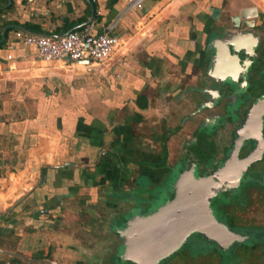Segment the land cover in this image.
I'll return each instance as SVG.
<instances>
[{
	"label": "flooded vegetation",
	"instance_id": "obj_1",
	"mask_svg": "<svg viewBox=\"0 0 264 264\" xmlns=\"http://www.w3.org/2000/svg\"><path fill=\"white\" fill-rule=\"evenodd\" d=\"M256 24L260 29L264 26ZM250 49L238 51L237 59H229L227 65L223 64L221 57L208 64V54H199L181 74L185 85L181 114H168L155 120V129L145 137L150 148L136 146L135 139L125 137V134L120 138L112 136L110 140L117 144L118 153L114 155V144H110L111 148L105 147L97 162H105L103 169L95 170L97 163L86 167L73 166L80 171L82 182V174L85 172L88 177L91 170V178L86 183L87 186L97 185V190L90 187L89 197L83 201L78 199L74 208L77 213L72 214L71 222L75 231L77 225L86 229L83 231H96L92 223L98 220L100 209L107 208L102 232L109 233L106 235L108 244H99L95 251L99 255L108 253L106 259L111 264H134L120 251L124 239L121 228L129 218L144 213L155 204L163 207L177 193H181L187 203L188 199L196 200L193 193L202 191L209 192L207 200L213 216L232 233L229 241L226 238L227 243L221 247L199 231L192 230L172 247L167 245L154 255L141 253L135 256L138 262L227 264L230 261L228 249L238 242H246L252 254L248 263L264 264V36L254 37ZM143 95L144 108L147 96ZM97 159L98 154L94 160L76 162L93 163ZM115 165L120 177L116 184L112 177ZM5 172L7 174L1 177L6 181L0 188V193L4 192L0 197V208L10 203L9 198H16L32 184L19 187L16 174H11L9 169ZM38 177L36 181L43 182L46 176L40 174ZM42 182L38 187L34 182L26 191L31 194L29 201L34 204L33 209L29 210L27 202L21 204L27 209L24 210L27 219L18 235L21 240L18 237V241L6 245L0 241V253L5 254L6 263L20 260L22 264H70L53 254L49 246L54 243L39 231L42 222L58 225L64 216L60 193H48L50 198L45 199ZM110 188L115 189L111 205L96 200L100 194L111 191ZM65 224L68 227L60 228L76 241L78 233L69 229L68 222ZM205 224L208 229L209 221ZM3 229L11 231L5 226ZM210 232L221 240L227 235L221 229ZM68 241L69 238V246ZM67 248L70 250L71 245Z\"/></svg>",
	"mask_w": 264,
	"mask_h": 264
},
{
	"label": "crops",
	"instance_id": "obj_2",
	"mask_svg": "<svg viewBox=\"0 0 264 264\" xmlns=\"http://www.w3.org/2000/svg\"><path fill=\"white\" fill-rule=\"evenodd\" d=\"M221 2L235 10L253 0H144L137 13L124 15L126 23H118L110 33L121 35L122 39L130 38V29L138 30L157 17L147 35L124 57L116 56L107 64H95L64 55L44 62L37 57L33 45L24 44L13 35L15 25L30 32L57 34L71 26L81 28L78 24L90 19L86 24L90 23L92 33H96L103 30L119 9V0H94L93 3L91 0H11V6L0 11V26H9L0 46V188L5 186L6 178L1 177L7 174V169L15 177L18 175L16 185L26 187L39 178L43 162L94 160L105 148L106 141L117 133L118 126L113 125V119H108L105 111L112 104L110 98L115 96L114 92L126 94L143 79L142 73L162 71L168 59L185 61L184 67L190 66L201 54L203 32L212 23L206 6H219ZM258 3L256 21L264 25V0ZM0 4H3L1 0ZM97 10L106 21L98 19ZM162 11L165 13L161 14ZM24 22L36 24V28H26ZM139 46L148 51L144 63L140 57H134ZM128 103L141 110L145 106L143 93L136 92ZM108 130L113 132L111 136ZM46 169L45 179L49 181L42 186L49 194H71L90 187L97 190V185L86 183L91 178V170L88 177L85 172L82 174V182L80 171L70 165ZM78 194L80 199H87L82 192ZM6 217L0 213V229L4 230L5 226L12 234L20 235L21 227L3 223Z\"/></svg>",
	"mask_w": 264,
	"mask_h": 264
},
{
	"label": "water",
	"instance_id": "obj_3",
	"mask_svg": "<svg viewBox=\"0 0 264 264\" xmlns=\"http://www.w3.org/2000/svg\"><path fill=\"white\" fill-rule=\"evenodd\" d=\"M143 1L144 0H119V9L114 11L112 19L105 24L103 30L96 31V33L102 31L110 32L118 23H126L125 21L123 22L124 15L133 13V11L137 13V10L142 7ZM9 6H11V0H6L3 4H0V11ZM259 8L260 4L258 3V0H253L251 4L241 5L235 10H231L229 6L223 5V2H221L219 6L213 4L206 6V14L210 17L212 23L207 31L203 32L205 33V36L203 37V46L201 47L200 53L208 54V64L215 61L216 57H221L223 64L227 65L229 59H237L238 51L247 52L251 50V40L256 36H260V32L257 31L256 26V17L258 16ZM164 13L165 11H162L161 14ZM93 14L94 6L91 3L90 16ZM96 15L99 16L98 19L101 17L102 21H106L102 18L103 13L100 11H98ZM156 20L157 17L140 30L129 28L131 32L130 38L108 62L116 56L122 58L129 53L133 46L139 43L140 39L147 35L150 30V25ZM90 21V19H85L78 24V26L84 25ZM8 27V24L1 27L0 42H4L6 39L5 30ZM15 27L19 28L21 26L15 25ZM71 29H74V26H71L67 30ZM136 54V56L142 57V55H148V51H146L144 47L139 46L136 50ZM111 144L113 145L114 143ZM103 151H105V148L100 150L98 153V159L93 163L80 164L71 160L62 159L57 163L43 162L42 165L55 168H60L64 165L77 167L93 166L99 161ZM208 193L209 192L207 191L196 192L193 193L194 195L191 193L190 195L195 196L196 200L188 199V205L184 196H182L181 193H177L174 196L175 198L164 203L163 207H160V204H155L153 207H149L144 213L129 218L121 228V236L124 239L121 243L120 251L123 256L134 264H140L135 256H139L141 253L142 255H154L167 245L172 247L192 230H197L207 239L215 241L221 247L224 246L227 243V240L229 241L232 233H230V230L226 228L223 223L219 222L211 213L207 200ZM103 194L104 193L100 194V197L98 199L96 198V200H99L102 203V201L106 199V196ZM9 199L12 204L15 202V200L13 201L11 198ZM0 211L3 212L1 208ZM98 213V219H105L102 212ZM208 221L209 226L207 229L205 223H208ZM218 229L223 230L224 233L227 234L224 236L223 240L210 232H218ZM3 233L4 231L0 229V235ZM173 233H175V235H172ZM226 238L228 239L226 240ZM5 264L7 263L5 262Z\"/></svg>",
	"mask_w": 264,
	"mask_h": 264
},
{
	"label": "rangeland",
	"instance_id": "obj_4",
	"mask_svg": "<svg viewBox=\"0 0 264 264\" xmlns=\"http://www.w3.org/2000/svg\"><path fill=\"white\" fill-rule=\"evenodd\" d=\"M257 31L260 32V35L262 34L264 36V26H262L261 29L257 28ZM134 57L139 58L136 55ZM147 57H148L147 55H142V57H140L143 63ZM163 58L162 60H164ZM172 59L173 60L165 59L167 60V64H166L167 67H165L162 71H159L158 73L155 74L142 73L141 75L143 79H140L138 83H135L134 87H130L129 91L126 92V94L123 91L114 92L115 96H111L110 98L112 104L108 105L105 108V111H107L108 113L107 116H109L108 119L110 118L113 119V125L118 126L117 133L115 134H113L111 130L110 131L108 130L110 136L111 134H113L112 136H117L119 138L121 134H125V137L127 136V138L131 136L133 137V139H135L133 143L136 146L140 148L148 149L150 148L149 147L150 145L148 141H145V137L147 138L150 132L153 131V129H155L154 128L155 120L163 116H166L168 114H174V115L181 114L182 107L185 102L184 99L185 85L182 83L183 76L181 74L184 73L185 71L184 69L187 68V66L184 67L185 61L180 62V60L176 61L175 58ZM138 63L140 62L138 61ZM136 92L144 93L147 96V105L141 110L138 109L133 104L130 105V103H128V101L135 95ZM110 138L108 139V141H106L107 144L104 147L111 148L112 140H110ZM101 164H102L101 169H103L104 168L103 165H105V162L103 161L101 162ZM47 170L48 169H46V171ZM18 178L19 177L17 175L16 181H18ZM46 181L48 180L44 179L43 182L42 181L41 182L45 183ZM41 182L36 181L34 186L38 187ZM110 189L111 191L106 193L113 194V191L115 189L112 188ZM79 190L80 191L78 192H82V194H84L83 196H86L87 198L89 197L88 195L91 194L86 188H80ZM78 192L73 191L71 192V194L61 193L60 206H61V210L64 211V216L62 220H59L58 225L56 224L53 226L48 225L47 221H44L41 223L42 228H40L39 231H43L45 235L48 236V239H50V241L54 243L52 246L51 245L49 246V248L53 251V254L58 258L61 257L64 260H68L70 264L73 263L111 264L106 259L108 253L106 254V252L104 251L105 253L99 255L95 251V248H97L99 244L102 245L108 244L106 235L109 233L102 232L103 228L105 227L106 219H98L95 220L94 223H92V227L95 228L96 231H91V230L90 232L83 231L86 229L78 225L76 226L77 231H75V228L73 227L70 218H72V216L77 213V210H75L74 208L79 203L78 199H80V196ZM3 193L4 192L0 193V197ZM29 193L30 192L28 191L25 192L23 195L20 194L22 196L18 195L16 198H14L15 202L13 204H11L8 207L7 206L4 207L5 209L7 208L6 210L1 208L3 212L2 211L0 212L3 213L4 217L7 216L4 221L2 220L3 223L10 222L16 225L17 227L24 226V221L25 219H27V212L24 210L27 209L22 208L21 204L27 202L26 205L30 206L29 209L30 211L33 209V205H34L31 203V201H29V199H31L30 198L31 194ZM44 194L43 195L46 197L45 199L50 198L48 192L44 191ZM81 200L83 201L84 198H81ZM20 206L21 208H18ZM100 211L103 213L104 217L108 215L107 208L104 210L100 209ZM87 212L88 211H86V213ZM9 216L11 217L8 218ZM66 222H68L70 225L69 229L72 228L71 230H74V233L76 232L78 233L79 237L77 236L76 241L75 240L72 241L71 239L72 237L70 238L66 234V232L60 228V227H68L66 226L67 224H65ZM0 236H2L0 237V241L3 240L2 245L4 243H5L4 245H6L11 241L16 242L18 241L17 238L19 237L18 235L12 234V230L4 231V233L1 234ZM67 238L70 239V241H68L70 242L69 246L71 245L70 250L69 248H67L69 247L67 243ZM250 248L251 247L246 242H241V243L238 242L235 245L231 246V248L228 249V252L230 253V261L227 264H250L248 263L252 256ZM98 255L101 256V259H98L99 257ZM5 258H6L5 254L0 253V264H5L6 262ZM7 264H22V263L20 262V260H18L14 262H9Z\"/></svg>",
	"mask_w": 264,
	"mask_h": 264
},
{
	"label": "built area",
	"instance_id": "obj_5",
	"mask_svg": "<svg viewBox=\"0 0 264 264\" xmlns=\"http://www.w3.org/2000/svg\"><path fill=\"white\" fill-rule=\"evenodd\" d=\"M91 28L89 23L59 34L15 28L13 35L22 43L33 45L37 57L44 62L64 55L72 60H87L95 64L107 63L129 39V36L122 39L121 35L104 31L92 33Z\"/></svg>",
	"mask_w": 264,
	"mask_h": 264
},
{
	"label": "trees",
	"instance_id": "obj_6",
	"mask_svg": "<svg viewBox=\"0 0 264 264\" xmlns=\"http://www.w3.org/2000/svg\"><path fill=\"white\" fill-rule=\"evenodd\" d=\"M6 0H1V2H5ZM92 3H93V1H92ZM65 19V18H64ZM3 24V23H2ZM23 25L26 27V28H29V29H34V28H36V24H32V23H26V22H24L23 23ZM2 26V25H1ZM1 26H0V29H1ZM83 25H81L80 27H82ZM7 30H8V28H6V30H5V33L7 32ZM2 43H3V41H1L0 42V46L2 45ZM113 148L116 150V151H114V155L116 156L117 155V153H118V146H117V144H114L113 145ZM117 159H119L118 157H117ZM113 160H116V157H114V159ZM98 164V163H97ZM99 165H101V162L98 164V168H95V170H97V171H99ZM46 168H48V167H46V166H41L40 167V174H43V175H45V169ZM118 166H116L115 165V168L113 169V178H114V184H116L117 182H118V180H119V178L120 177H118ZM1 175V174H0ZM42 176V175H41ZM43 177V176H42ZM112 189H114V188H112ZM114 192V191H113ZM103 195H105L106 196V199L104 200V201H102L104 204H106V205H111V203H112V197H113V194H108V193H106V192H104V194Z\"/></svg>",
	"mask_w": 264,
	"mask_h": 264
},
{
	"label": "bare ground",
	"instance_id": "obj_7",
	"mask_svg": "<svg viewBox=\"0 0 264 264\" xmlns=\"http://www.w3.org/2000/svg\"><path fill=\"white\" fill-rule=\"evenodd\" d=\"M2 206V203L0 202V207Z\"/></svg>",
	"mask_w": 264,
	"mask_h": 264
}]
</instances>
